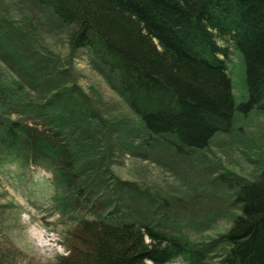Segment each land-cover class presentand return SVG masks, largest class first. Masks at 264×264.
I'll return each mask as SVG.
<instances>
[{"label": "rangeland", "instance_id": "rangeland-1", "mask_svg": "<svg viewBox=\"0 0 264 264\" xmlns=\"http://www.w3.org/2000/svg\"><path fill=\"white\" fill-rule=\"evenodd\" d=\"M55 19L32 0H0V118L36 130L41 142L71 154L66 172L75 174V182L87 177L84 167L102 172L79 188L60 184L56 164L47 158L0 165V264L89 263L81 228L87 220L152 228L190 245L226 233L242 214L236 183H256L264 170V109L237 114L236 125L219 132L208 148L177 153L174 141L162 143L143 130L105 68L94 65L86 50L72 53V31ZM219 44L228 49L222 58L240 104L248 95L243 60L229 39ZM49 108L58 118H90L82 145V134L75 132L73 140L29 112L48 114ZM76 192L82 201H74ZM61 197L67 204L60 205Z\"/></svg>", "mask_w": 264, "mask_h": 264}, {"label": "trees", "instance_id": "trees-1", "mask_svg": "<svg viewBox=\"0 0 264 264\" xmlns=\"http://www.w3.org/2000/svg\"><path fill=\"white\" fill-rule=\"evenodd\" d=\"M32 2L49 8L55 20L72 31V51H88L92 63L111 74L129 96V104L142 117L147 132L157 141L174 140L179 152L208 148L219 132L231 129L237 114L247 116L254 108L264 109V0ZM227 39L240 53L245 69L248 100L240 105L221 59L227 58L228 49L219 42ZM29 84L34 90L40 86L32 81ZM29 112L74 140L75 132L82 134L78 145L85 141L90 118H58L51 108L48 114L36 109ZM169 134L176 137H165ZM42 142L36 130L0 118V165L47 158L56 164L58 182L70 186L75 180L66 172L71 154L56 144ZM84 169L85 188L98 170ZM235 188L242 214L221 236L231 253L217 251L220 240L190 245L181 237L170 238L152 228L144 232L132 224L96 219L81 224L89 247L86 264H171L177 259L206 264L204 258L209 256L221 264H264V170L256 183ZM57 193L62 196L63 191ZM82 198V193H75L74 201ZM59 203L67 204V198H59Z\"/></svg>", "mask_w": 264, "mask_h": 264}, {"label": "bare ground", "instance_id": "bare-ground-1", "mask_svg": "<svg viewBox=\"0 0 264 264\" xmlns=\"http://www.w3.org/2000/svg\"><path fill=\"white\" fill-rule=\"evenodd\" d=\"M79 50H77V51H72V53H76V52H78ZM122 90V89H121ZM120 94L123 96V98L127 101V103L129 104V96L125 93V92H120ZM248 100V95H247V98H246V100H245V97L241 100H239L240 101V104H242V102H245V101H247ZM237 104V103H236ZM240 104H237V105H240ZM129 106H130V104H129ZM131 107V106H130ZM131 109H132V107H131ZM133 110V109H132ZM133 112L135 113V111L133 110ZM136 114V113H135ZM137 115V114H136ZM138 117H139V119H141L142 117L141 116H139V115H137ZM236 117V116H235ZM142 120V119H141ZM236 123H237V118L234 120V122L232 123V124H234V125H236ZM143 130H146L145 129V127H144V125H143ZM147 131V130H146ZM65 133H66V131H65ZM149 133V135H150V138H152V139H154V140H156V138H154V137H152V135L150 134V132H148ZM145 135V134H144ZM146 137H149V136H147L146 135ZM165 137H176L175 135H172V134H169V135H166ZM73 140H74V137H71ZM145 138V137H144ZM107 166V165H106ZM108 168V167H107ZM101 169L100 170H98L96 173H97V175H100L101 174ZM75 174H69L68 175V173H67V176H68V178L69 179H74L75 178V176H74ZM86 175V174H85ZM84 176V175H83ZM82 177V176H81ZM80 178V177H79ZM75 183H77V185H79V188H80V186H83V179L81 178V179H78L77 180V182H75V181H73V182H71V184H75ZM250 185V183H249V181H247V180H244V181H241L240 183H236V186L237 187H248ZM122 213V212H121ZM121 213H119L118 215H120ZM227 233V232H226ZM226 233H224V234H222V235H225ZM222 235H220V236H218V238L216 237L214 240H220L219 242V245H218V248H217V251H221V252H223V253H228V252H230L231 253V251H228V246L226 245V240H225V238H223L222 239ZM233 255V254H232ZM174 262V261H173ZM173 262H171V263H173ZM204 262L206 263V264H214V260H212V257L211 256H209V258H207V259H205L204 258ZM149 264H153V263H149ZM186 264H188V263H186ZM202 264H204V263H202ZM218 264H221L220 262H218Z\"/></svg>", "mask_w": 264, "mask_h": 264}]
</instances>
